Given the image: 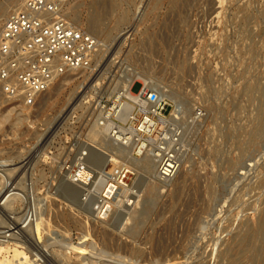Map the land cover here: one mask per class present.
I'll use <instances>...</instances> for the list:
<instances>
[{
    "label": "rangeland",
    "instance_id": "obj_1",
    "mask_svg": "<svg viewBox=\"0 0 264 264\" xmlns=\"http://www.w3.org/2000/svg\"><path fill=\"white\" fill-rule=\"evenodd\" d=\"M101 1L91 72L57 79L31 105L0 94V232L16 226L17 259L30 264H264V0H112V12ZM96 2L69 1L76 27L89 32ZM129 72L166 91L175 118L204 117L184 126L177 183H141L129 219L121 209L98 220L63 172L97 139L96 101L117 98L104 89Z\"/></svg>",
    "mask_w": 264,
    "mask_h": 264
},
{
    "label": "built area",
    "instance_id": "obj_2",
    "mask_svg": "<svg viewBox=\"0 0 264 264\" xmlns=\"http://www.w3.org/2000/svg\"><path fill=\"white\" fill-rule=\"evenodd\" d=\"M68 1L23 0L22 7L12 11L2 22L0 94L31 105L59 77L91 69L101 45L67 19ZM113 102L115 106H112ZM123 102L126 100L115 97L110 101L98 99L95 103L98 126L105 128L119 147H132L134 158L152 159L156 165L154 179L168 184L177 176L185 155L184 126L199 124L204 117L202 110H193L187 123L181 119V110L180 117L169 118L170 103L161 99L153 88L141 95L139 104L131 102L132 111L122 107ZM86 157L82 152L72 168L66 170L68 180L78 170L89 168ZM98 178L102 192L97 196L89 193L82 197L84 203L92 200L91 212L98 220L138 201L140 192L134 187L128 164H114L110 172Z\"/></svg>",
    "mask_w": 264,
    "mask_h": 264
},
{
    "label": "bare ground",
    "instance_id": "obj_3",
    "mask_svg": "<svg viewBox=\"0 0 264 264\" xmlns=\"http://www.w3.org/2000/svg\"><path fill=\"white\" fill-rule=\"evenodd\" d=\"M6 1V0H5ZM23 0H9V2L7 4H0V22L2 20H4L6 18V16L12 11L14 10H17L19 8L22 7V2ZM70 1V0H69ZM68 1V3H69ZM106 1V0H105ZM95 2V1H94ZM101 0H98V2H96L94 4V8L92 10V13L90 15L87 21V24H88V33L90 35H92L93 37H101L103 35H105V32H103V30L100 28V22L103 20L102 17H104V14L106 12H108V6L106 5L105 8H107V11H103V6L101 4ZM109 12L111 11H114V9L116 8V4L114 3V1H109ZM68 3L66 5V17L67 19L73 23V24H81V20H80V17L77 15V14H72L70 12H67L68 10ZM108 4V3H106ZM9 9V11H7ZM120 9V8H119ZM116 10V9H115ZM88 11V10H87ZM105 12V13H103ZM74 19V20H73ZM76 22V23H75ZM85 23V22H84ZM2 24V22H1ZM107 33V32H106ZM100 51L97 52V54L99 53ZM95 55L98 56V55ZM91 70V69H90ZM89 70V71H90ZM126 70V69H125ZM124 71V70H123ZM128 71V70H126ZM80 72H86V71H79L78 73ZM91 72V71H90ZM77 73V72H76ZM75 73L72 74L71 73H68L66 74L64 77H59V79H66L68 78L70 75H74ZM120 77V76H119ZM58 79V80H59ZM58 80H54L52 82V85L49 87V89L51 87L54 86L55 83H57ZM137 81H140L143 83L144 85V89L142 91V89L139 91L141 92L142 91V94H133L131 92V89H132V86L135 82ZM93 82V81H92ZM99 83V82H98ZM166 84V83H165ZM98 86H100L101 84H97ZM152 83L148 80V78L141 72H132V73H127L126 75H124L122 78H119L117 80H112L110 83H108V86H107V89H104L105 90V93L106 94H112L114 93L116 96H117V99L118 98H123L126 100V102L124 104H122V107H126V110L128 111H132L133 110V105H131V102L133 103H137L139 104L140 103V98H141V95L143 94H147L149 92V90H152ZM84 87V86H83ZM95 86H93L92 88H94ZM143 88V87H142ZM95 89V88H94ZM158 90V89H157ZM147 91V92H146ZM146 92V93H145ZM158 95L161 99L165 100L168 102V100L166 98L169 97L168 93L165 92H162V90H158ZM160 92V94H159ZM104 93V92H103ZM108 94V95H109ZM109 95V96H110ZM113 95V94H112ZM164 96V97H163ZM114 98V97H113ZM170 98V97H169ZM77 101V100H76ZM130 102V104H129ZM173 102V101H172ZM112 106H115L114 105V102L112 104ZM111 106V107H112ZM174 106V105H173ZM177 107V105H176ZM174 107V110L175 108ZM178 109V107H177ZM177 112V110H176ZM177 114V113H176ZM175 118V112H171V116L170 118L174 119ZM0 118H4V117H0ZM6 121V120H5ZM98 126V124H97ZM99 133L97 132L96 133V141H93L90 143H83L82 144V147L83 149H85V153L87 155L86 157V162L87 160L91 161L92 164L94 165L95 167V170L93 171V169H82V170H78L76 175H72L71 176V180H68V172H63L64 173V179L67 180V183H69V185L73 186L74 188H76L77 190H79L81 193V195H88L89 193H94L95 196H97L99 193L102 192V185H100L99 183V178L98 177H102L104 176L106 172V169L107 167L109 166V164H117V163H126L130 166V169L132 171V174L134 179H135V176H136V179L133 181L134 183V187H136L138 189V193L139 192H142L140 187H141V183H146L148 184V186H151L153 188H159L161 187V185H168V184H172V183H177V181H179L180 179V176H181V173H182V168H183V165H184V161H183V158H185V155H183V158L181 160V164H180V169H179V172L177 174V176L172 180L170 181L168 184H163V183H159L157 182L155 179H154V176H155V172H156V165L154 164V162L152 161V159L148 158V157H140V158H134L132 156V147L130 148H121L119 147L117 144H115L109 135H107L106 133V129L105 128H102V127H99ZM39 140V139H38ZM44 142V141H43ZM107 142H111V144L114 146L112 147L113 149L115 148V150L118 152H113L111 153L110 151H107L108 148H109V143ZM111 147V146H110ZM110 149V148H109ZM112 150V149H111ZM20 154V153H19ZM18 154V155H19ZM79 156V155H78ZM76 157V156H75ZM74 161H78V158L76 157L74 159ZM87 164V163H86ZM92 166V165H91ZM93 167V168H94ZM114 167V166H113ZM2 179V178H1ZM64 181V180H63ZM69 181V182H68ZM72 181V182H71ZM3 182V181H2ZM1 183V182H0ZM19 183V182H18ZM146 186V185H145ZM147 187V186H146ZM3 188V187H2ZM1 188V189H2ZM10 190V189H8ZM2 192V191H1ZM4 192V191H3ZM79 192V194H80ZM143 193V192H142ZM150 193V192H149ZM1 194V193H0ZM3 194V193H2ZM13 194V193H12ZM6 196V194H5ZM14 196V195H13ZM138 196H140V199H141V195L138 194ZM3 198V197H2ZM13 198V197H12ZM4 199V198H3ZM10 199V198H9ZM142 199H143V195H142ZM142 199H141V203H142ZM1 200V199H0ZM6 200V199H5ZM3 202V201H1ZM140 201L138 200L137 202L135 201V203L133 205H131V207H122V211H119L121 212V216H120V219L122 218V216H127V219H129L134 213H135V210H136V206H139L138 204ZM11 203V202H10ZM4 206V205H3ZM2 206V208H3ZM4 207H8V206H4ZM2 208H1V211H2ZM119 209V210H121ZM116 210V209H115ZM114 210V211H115ZM114 211L111 213L113 214ZM4 212V211H3ZM12 212V211H11ZM14 212V211H13ZM116 212V211H115ZM140 212V211H139ZM1 213V212H0ZM10 213V210L9 212ZM7 212H5V214H8ZM18 213V212H17ZM90 214H94L93 212H89ZM4 214V215H5ZM16 214V213H15ZM14 216V214H12ZM9 216V215H8ZM7 216V217H8ZM17 216V215H16ZM93 216V215H92ZM1 218V216H0ZM126 218V217H125ZM124 218V219H125ZM19 219V217H18ZM126 219V220H127ZM6 221H7V218H6ZM26 221V220H25ZM5 222V221H3ZM1 222V223H3ZM15 222V221H14ZM19 222V221H17ZM16 222V223H17ZM9 223V222H7ZM124 223V222H123ZM264 223V222H263ZM12 224V223H11ZM14 224V223H13ZM18 224V223H17ZM21 224V222L19 223ZM2 226V225H1ZM15 226V224H14ZM5 227V226H4ZM6 227H7V224H6ZM4 228V231L3 232H0V264H30V260L28 259V257H24L22 258L21 260L20 259H17L20 255H21V252L19 251V248L20 246L17 244V243H12L14 241H17L18 239L14 236L13 233H10L12 229H14L15 227H7V228ZM263 227V226H262ZM2 229V227L0 228V230ZM22 229H20L19 231H21ZM24 230V229H23ZM22 230V231H23ZM262 230V229H261ZM18 231V232H19ZM263 232V231H262ZM24 234V233H23ZM19 235V234H18ZM256 238V237H255ZM19 241V240H18ZM54 245V244H53ZM55 246V245H54ZM62 246V245H61ZM10 251L12 253V260H8L7 258L5 259L4 256H3V251L4 250H9L10 248H12ZM52 247V246H51ZM61 249V248H60ZM258 249V248H257ZM105 250V249H104ZM159 250V249H158ZM58 251V250H57ZM39 252V251H38ZM49 252V251H48ZM60 252V251H58ZM8 253V252H6ZM58 254V253H57ZM60 254V253H59ZM61 255V254H60ZM56 256V251H52L51 254L49 255L48 254V258L50 257H55ZM59 256V255H58ZM62 256V255H61ZM6 257V256H5ZM37 257V256H36ZM20 258V257H19ZM39 258V257H38ZM53 259V258H52ZM55 260H56V257H55ZM55 260L53 262H55ZM50 262V261H49ZM57 262V261H56ZM34 264V261L33 263ZM36 264V263H35ZM55 264V263H54Z\"/></svg>",
    "mask_w": 264,
    "mask_h": 264
}]
</instances>
